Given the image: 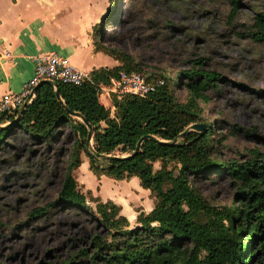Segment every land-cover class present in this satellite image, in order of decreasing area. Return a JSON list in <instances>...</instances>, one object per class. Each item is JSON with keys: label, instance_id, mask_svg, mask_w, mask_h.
Returning <instances> with one entry per match:
<instances>
[{"label": "trees", "instance_id": "obj_1", "mask_svg": "<svg viewBox=\"0 0 264 264\" xmlns=\"http://www.w3.org/2000/svg\"><path fill=\"white\" fill-rule=\"evenodd\" d=\"M117 2L109 0V11ZM239 3L232 2L231 20ZM102 25L103 21L93 30L95 50L119 65L92 71L91 81L82 86L41 85L20 120L0 128V148L14 130L47 147L72 140L56 199L31 216L66 206L91 215L103 232L94 231L86 246L60 264H264V153L254 149L248 157L222 161L224 142L241 128L234 125L232 132L218 131L216 122L205 119L202 106L209 101L211 89H220L223 75L204 69V57L174 79L164 72L146 74L131 54L104 44ZM246 28L247 36L264 44V7ZM122 71L141 72L150 82L163 84L146 98L111 95L113 109L106 107L100 100V86L110 84ZM182 90L186 92L183 99ZM15 119V114L0 115V127ZM84 120L93 127L89 147ZM196 124L202 130H190ZM83 155L98 180L103 176L128 182L138 178L140 186L151 192L154 209L139 211L132 226L118 204L103 202L92 191L83 193L73 174L81 167ZM215 176L229 181L230 203L209 200L194 183L203 177L215 180ZM89 202H95V208Z\"/></svg>", "mask_w": 264, "mask_h": 264}, {"label": "rangeland", "instance_id": "obj_2", "mask_svg": "<svg viewBox=\"0 0 264 264\" xmlns=\"http://www.w3.org/2000/svg\"><path fill=\"white\" fill-rule=\"evenodd\" d=\"M232 2L118 0L114 9L108 7L101 28L104 44L131 54L146 74L164 72L174 79L194 60L204 57V69L223 75L220 89H211L209 101L202 103L205 119L216 122L218 131L232 132L234 125L241 128L224 142L222 161L248 157L254 149L264 153V44L247 36L246 28L264 7V0H240L233 20ZM185 95V91L179 92L181 99ZM7 139L0 148V263L60 264L86 246L94 231L103 232L91 215L75 208L52 207L46 215L31 216L56 199L72 140L47 147L31 141L21 130H14ZM82 161L88 168L85 155ZM73 174L83 193L92 191L94 197L103 199L91 172L80 167ZM215 177L194 183L209 200L230 203L233 190L229 181ZM106 179L108 192L133 187L117 188L113 179ZM124 200L131 201L121 197ZM89 204L95 208V202Z\"/></svg>", "mask_w": 264, "mask_h": 264}, {"label": "crops", "instance_id": "obj_3", "mask_svg": "<svg viewBox=\"0 0 264 264\" xmlns=\"http://www.w3.org/2000/svg\"><path fill=\"white\" fill-rule=\"evenodd\" d=\"M109 5V0H0V100L7 93L21 92L34 75L33 58L39 54H59L88 73L118 66L113 57L96 51L93 42L94 27L103 21ZM105 98L101 96V102L113 109L111 96L106 94ZM82 168L91 172L89 166ZM92 174L100 185L103 202L120 205L131 225L139 211L149 213L154 209L151 192L140 186L138 178L114 180L112 185L117 188L133 187L108 192L104 187L109 182L107 177L98 180ZM121 197L134 202L121 201Z\"/></svg>", "mask_w": 264, "mask_h": 264}, {"label": "built area", "instance_id": "obj_4", "mask_svg": "<svg viewBox=\"0 0 264 264\" xmlns=\"http://www.w3.org/2000/svg\"><path fill=\"white\" fill-rule=\"evenodd\" d=\"M35 71L33 77L28 80L21 92L7 93L0 100V115L4 113L19 115L20 111L28 107L36 97V88L45 80H51L56 84L64 83L75 86H82L91 81V75L88 72L77 69L72 65L69 59L56 54H39L33 58ZM159 81L152 83L148 76L141 72L122 71L119 77L111 79L110 84L101 85L102 94L117 95L119 97L132 94L140 98H146L151 92L162 85Z\"/></svg>", "mask_w": 264, "mask_h": 264}, {"label": "water", "instance_id": "obj_5", "mask_svg": "<svg viewBox=\"0 0 264 264\" xmlns=\"http://www.w3.org/2000/svg\"><path fill=\"white\" fill-rule=\"evenodd\" d=\"M43 84H50V85H52V86H54V87H57V84H56L55 82H53V81H51V80H45V81H42V82L38 85V87L36 88V91H37L38 88H39L41 85H43ZM57 94H58V96H59V93H58V92H57ZM26 108H27V107H25L24 109H22V110L20 111V113H19V115L17 116V118L15 119V121H13V122L10 123V124L4 125V126H2V127H0V128H1V129H7V128H9L11 125L16 124V123L20 120V117L23 115V113H24V111L26 110ZM84 122L87 124V126H88V128H89V135H88V142H87V146L89 147V146H91L92 134H93V127H92L90 124H88L86 120H84ZM201 128H202V125L196 124V125H192V126L190 127V130H199V129H201ZM182 136H183V134L181 135V137H182ZM145 138H146V137L142 138L141 141H139V143H138V145H137L136 153L140 150V147H141V145H142V141H143ZM176 140H177V139H175V140L173 141V143H175ZM108 159H110V157H108Z\"/></svg>", "mask_w": 264, "mask_h": 264}]
</instances>
